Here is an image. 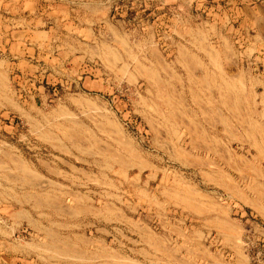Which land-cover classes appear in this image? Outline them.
I'll return each instance as SVG.
<instances>
[{
    "label": "rangeland",
    "instance_id": "obj_1",
    "mask_svg": "<svg viewBox=\"0 0 264 264\" xmlns=\"http://www.w3.org/2000/svg\"><path fill=\"white\" fill-rule=\"evenodd\" d=\"M1 72L0 264H264V0H0Z\"/></svg>",
    "mask_w": 264,
    "mask_h": 264
},
{
    "label": "bare ground",
    "instance_id": "obj_2",
    "mask_svg": "<svg viewBox=\"0 0 264 264\" xmlns=\"http://www.w3.org/2000/svg\"><path fill=\"white\" fill-rule=\"evenodd\" d=\"M205 35V34H204ZM206 36V35H205ZM123 42V41H122ZM225 45V44H224ZM107 46V45H106ZM208 46V45H207ZM110 47V46H109ZM207 48V47H206ZM110 49V48H109ZM182 50V49H181ZM209 50V49H208ZM212 50H213V48H212ZM113 50H111L110 49V54H108V56L110 55V61H113V63H114V60H118L119 59V57H118V59H117V54L114 52ZM182 52H183V50H182ZM181 52V53H182ZM210 52V57H211V59H212V61H213V63L214 64H216V66H218V68H220V69H223L224 67H223V65L222 64H220V62L218 61V58H217V55L218 54H216V52H211V51H209ZM180 53V54H181ZM184 54V53H183ZM182 55V54H181ZM104 56H105V54H104ZM136 56V55H135ZM116 58V59H115ZM159 58V57H158ZM135 59V58H134ZM137 59V58H136ZM159 61V60H158ZM117 62V61H116ZM138 62V61H137ZM160 62V61H159ZM201 62V61H200ZM222 62V61H221ZM161 63V62H160ZM161 64H163V63H161ZM228 64V63H227ZM136 65V64H135ZM139 65V64H138ZM163 67H165L164 65H163ZM125 68V67H124ZM165 68H167V67H165ZM135 71H136V73H139V74H141V75H144L145 77H147V76H151L150 77V81L149 82H152V81H154V83L156 84L157 83V86L158 85H162L161 84V79H160V77H158V75L155 73V72H157V71H155V69L152 67V66H148V67H145L144 65H140V66H137L136 65V68H135ZM165 71V70H164ZM166 71H168V70H166ZM223 71V70H222ZM135 73V74H136ZM172 73V72H171ZM131 74V76H134L133 75V73H130ZM206 74V73H205ZM208 74V73H207ZM213 76V75H212ZM231 76V75H230ZM5 75L1 72L0 73V85H1V87H4V86H2V84L3 83H5V82H3L4 81V79H5ZM135 77V76H134ZM177 78V77H176ZM2 80V81H1ZM203 80V79H202ZM211 80V79H210ZM212 81V80H211ZM3 82V83H2ZM153 84V83H152ZM214 84V83H213ZM4 85V84H3ZM230 85V84H229ZM6 86V85H5ZM156 86V85H155ZM162 86H160V88H161ZM164 87V86H163ZM157 88V87H156ZM159 88V87H158ZM165 89V88H164ZM3 90V89H2ZM2 90H1V92H2ZM172 90V89H171ZM172 92H173V94H174V96H175V98H179V96H181L182 97V95H181V93H179V91L177 90H175V89H173L172 90ZM193 96V95H192ZM195 96H196V94H195ZM171 98V97H170ZM170 98H169V100H170ZM11 100V99H10ZM85 100V99H84ZM168 100V101H169ZM172 100V99H171ZM167 101V102H168ZM173 101H169L167 104H169V106L171 105V107H172V103ZM82 105V104H81ZM91 105V104H90ZM174 107V106H173ZM70 111H66V114L68 115H66L67 116V118H68V120H70L71 122H72V125H73V128H86V127H84V124L83 123H81V121L80 120H78L76 117H75V115L73 114H70L69 113ZM65 116V115H64ZM30 117V116H29ZM222 117V116H221ZM36 119V118H35ZM226 122V121H225ZM118 125V124H117ZM57 126V125H56ZM88 127V126H87ZM115 127V126H114ZM58 128V127H57ZM59 128H64V127H59ZM66 128V127H65ZM117 130H118V128H117ZM176 130V129H175ZM71 132V131H70ZM69 132V133H70ZM72 133V132H71ZM76 133V132H75ZM67 135V137L70 135H68V133L66 134ZM75 135V134H74ZM70 137H71V135H70ZM75 137V136H74ZM76 138V137H75ZM73 139V138H72ZM125 139V138H124ZM130 139V138H129ZM51 140V139H50ZM53 141V140H52ZM75 141V140H74ZM76 141H78V140H76ZM128 143H129V140H128ZM56 144V143H55ZM110 147V146H109ZM64 148V147H63ZM129 148H131V146L129 147ZM128 148V149H129ZM133 148V147H132ZM127 149V150H128ZM80 150H82V149H80ZM130 150V149H129ZM128 150V151H129ZM83 151V150H82ZM134 153H133V155H134V157H136L137 158V163L139 162V164H138V166H140L141 168H144L145 166H147V163H146V161H145V159H143L142 158V156H141V154L139 153V152H137V151H133ZM132 153V152H131ZM179 154H181V153H179ZM132 156V155H131ZM182 156V155H181ZM184 156V155H183ZM186 156V155H185ZM118 157V156H117ZM185 158V157H184ZM180 159V158H179ZM17 160V159H16ZM95 160V159H94ZM17 161H21V159L20 160H17ZM42 161V160H41ZM132 161V160H131ZM19 163V162H18ZM19 166H21L20 167V169L21 170H23V171H25L26 172V174H28V173H30V175L31 174H34V170H32L30 167H28V165H27V163L26 162H24V160H22L21 161V163H19L18 164ZM126 165V164H125ZM52 168V167H51ZM36 174V173H35ZM34 174V175H35ZM29 176V175H28ZM27 176V177H28ZM24 178V177H23ZM13 179V178H12ZM25 180H27V179H25ZM226 180V179H225ZM24 181V180H23ZM54 181V180H53ZM229 181V180H228ZM232 181V180H231ZM25 183V182H24ZM229 183V182H228ZM232 183V182H231ZM105 184V183H104ZM223 184H225V183H223ZM233 184V183H232ZM222 185V184H221ZM226 185V184H225ZM229 185V184H228ZM19 186V185H18ZM229 186H231V185H229ZM110 187V186H109ZM225 187V186H224ZM227 187V186H226ZM225 187V188H226ZM232 187V186H231ZM231 189V188H230ZM234 189V188H233ZM232 189V190H233ZM235 190V189H234ZM237 191V190H236ZM237 194H238V196L240 197V198H242L243 200H244V202L245 203H248L249 205H252L253 207H255L257 210H259L261 213H263L264 214V205H261L257 200H253L252 198L250 199V198H248L247 196H244L243 194H241V193H239V192H237ZM200 195V194H199ZM187 200H188V198H187ZM190 200V199H189ZM192 201V200H191ZM198 203V202H197ZM191 204V203H190ZM203 204V203H202ZM208 204V203H207ZM51 205V204H50ZM191 205H194V204H191ZM199 205V204H198ZM198 205H194V207H197V208H195V209H197L198 211H203V209L202 210H199V209H201V208H199V206ZM193 207V206H192ZM191 207V208H192ZM197 211V212H198ZM219 225V224H218ZM140 227V226H139ZM223 227V226H222ZM148 230V229H147ZM146 230V231H147ZM145 231V230H144ZM2 232V231H1ZM231 232V231H230ZM148 234H150V233H148ZM149 237V236H148ZM153 237V236H152ZM153 240V239H152ZM53 241V240H52ZM57 241V240H56ZM63 242V241H62ZM151 242V241H150ZM153 243H156V241L155 242H153ZM157 244V243H156ZM63 245V244H62ZM153 245H155V244H153ZM55 246V245H54ZM66 247V246H65ZM42 248V247H41ZM42 249H44V248H42ZM63 249V248H62ZM61 249V250H62ZM65 250L67 249V248H64ZM69 249V248H68ZM64 254V253H63ZM57 256V255H56ZM76 257V256H75ZM130 260V259H129Z\"/></svg>",
    "mask_w": 264,
    "mask_h": 264
}]
</instances>
